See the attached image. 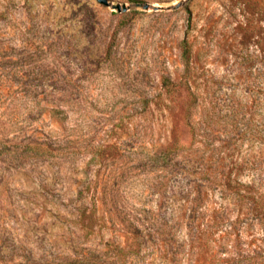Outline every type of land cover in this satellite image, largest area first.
Wrapping results in <instances>:
<instances>
[{
	"label": "rangeland",
	"instance_id": "1",
	"mask_svg": "<svg viewBox=\"0 0 264 264\" xmlns=\"http://www.w3.org/2000/svg\"><path fill=\"white\" fill-rule=\"evenodd\" d=\"M262 136L264 0H0V264H250Z\"/></svg>",
	"mask_w": 264,
	"mask_h": 264
},
{
	"label": "trees",
	"instance_id": "2",
	"mask_svg": "<svg viewBox=\"0 0 264 264\" xmlns=\"http://www.w3.org/2000/svg\"><path fill=\"white\" fill-rule=\"evenodd\" d=\"M137 1L138 0H131V2ZM228 186L233 188L232 190H236L239 202H245L249 206L248 209L250 215L252 216V220H254L255 223L258 224V226H260L263 230L261 238H259V241L261 242V246L259 247L260 251L257 252V250H253L252 255H250L248 259L250 264H264V192L260 191V189L256 187L255 183L244 186L237 180H230ZM243 187L245 189H243ZM189 232L190 236L192 238H195L197 235V228L194 226H190ZM178 242L175 241L173 245H170L171 248L169 253L171 256V264H178L180 262V257L183 254V247L185 246V244H181Z\"/></svg>",
	"mask_w": 264,
	"mask_h": 264
},
{
	"label": "water",
	"instance_id": "3",
	"mask_svg": "<svg viewBox=\"0 0 264 264\" xmlns=\"http://www.w3.org/2000/svg\"><path fill=\"white\" fill-rule=\"evenodd\" d=\"M137 7L143 8L145 11L152 9L153 11H160L163 10L164 8L161 6H151L150 4H136ZM181 4H177L176 8H179ZM119 12H126L127 11V6H118L116 8Z\"/></svg>",
	"mask_w": 264,
	"mask_h": 264
}]
</instances>
